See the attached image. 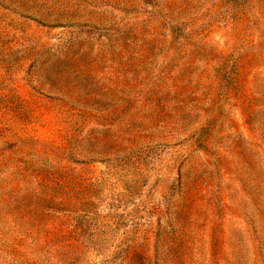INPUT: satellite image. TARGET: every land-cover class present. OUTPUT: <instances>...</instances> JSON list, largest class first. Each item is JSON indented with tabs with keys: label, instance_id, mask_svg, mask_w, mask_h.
<instances>
[{
	"label": "rangeland",
	"instance_id": "rangeland-1",
	"mask_svg": "<svg viewBox=\"0 0 264 264\" xmlns=\"http://www.w3.org/2000/svg\"><path fill=\"white\" fill-rule=\"evenodd\" d=\"M0 264H264V0H0Z\"/></svg>",
	"mask_w": 264,
	"mask_h": 264
}]
</instances>
